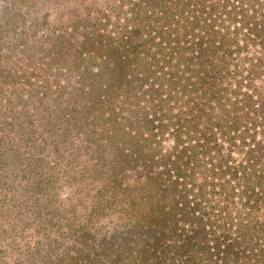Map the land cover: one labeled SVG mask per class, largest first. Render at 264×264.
I'll return each instance as SVG.
<instances>
[{
    "label": "rangeland",
    "instance_id": "1",
    "mask_svg": "<svg viewBox=\"0 0 264 264\" xmlns=\"http://www.w3.org/2000/svg\"><path fill=\"white\" fill-rule=\"evenodd\" d=\"M136 1L0 0V264H68V260L59 263L56 258L86 237L96 243L105 233L111 235V239L116 233L118 239H131L132 244L143 231L141 239L146 238L147 233H155L153 226L159 223L161 214L139 221L127 208V201L142 199L144 193L150 200L151 180L162 169L155 157L159 156V150L169 151L172 145L170 135L144 139L150 135L146 112L159 109L152 106L148 96L156 98L157 94L142 93L150 82L142 80L146 72L140 63L129 61L123 74L118 70L121 64H116L114 59L119 58V53L128 59L131 56L128 52L123 55L124 51L118 49L106 56L107 52L99 44L97 47L89 45L102 39L99 34L112 37L120 34L119 28L124 23L133 26L141 22L144 27L151 21L156 23L153 18L144 22L140 15L134 16L131 8L136 7L133 5ZM197 1L181 0L173 3L174 6L171 0L166 1V6H171L170 11L183 6L185 11L182 14L178 10L177 22H168L163 32L166 40L161 41L160 50L155 44L161 39L158 32L157 35H153L152 30L143 32L138 38L147 39L148 52H140L147 65L151 63L146 74L150 75L151 70L157 68L153 57L161 58L164 54L168 57L174 42L181 46L200 40L202 33L198 26L193 31L195 36L184 35L189 29L186 15L194 19L193 12H202L203 16L207 13L210 0L205 1L201 12V0ZM154 6L159 10L158 5ZM153 8L148 5L147 14L151 15ZM217 8L212 16L222 19L224 14ZM91 34L93 37L87 39ZM236 34L241 37L243 32ZM175 36L177 40L163 47L167 38ZM112 43L115 44V40ZM191 45L192 49H185L184 54H196L193 60H197L198 75L208 70V75L218 78L225 69L219 63L223 49H215L212 55L209 46L199 58L200 49L194 43ZM204 46L201 44V48ZM241 52L243 55L252 53L246 49ZM172 55L175 56L174 51ZM105 57L110 59L114 69L93 74L104 68ZM202 59L208 62L202 66L205 70H200L199 60ZM176 61L174 57L171 65L165 63L150 78H156L155 83H158L157 76L161 72H165V79L177 69L180 72L185 62L175 66ZM228 69H232L231 64ZM168 84L165 80L163 89ZM130 85L135 88L127 94L125 90ZM191 95L186 92L180 99L172 97L171 110H177L176 104L185 103ZM183 107L188 106L185 103ZM214 111L219 112V109ZM224 122L225 127L230 125L229 120ZM217 137L222 152H227L230 141ZM156 140L160 141V148L155 145ZM234 152L237 159L243 156L238 148ZM202 181L199 175L197 182ZM158 185L164 184L158 182ZM207 197L208 200L202 202L205 210L220 199L219 194L209 193ZM260 207L246 216L249 222L255 223L252 227L255 237L264 233L260 230L264 225V205ZM179 225H183L182 221ZM187 225L185 223V228ZM174 226L177 224L169 220L166 225L155 226L161 233L156 232L157 238L146 240L153 242L149 244L150 253L154 250L158 255L161 253L160 245L165 242L161 235H167L165 232ZM208 227L209 224L205 226ZM104 244L106 241L99 247ZM153 256L150 254L147 262L154 261Z\"/></svg>",
    "mask_w": 264,
    "mask_h": 264
},
{
    "label": "trees",
    "instance_id": "2",
    "mask_svg": "<svg viewBox=\"0 0 264 264\" xmlns=\"http://www.w3.org/2000/svg\"><path fill=\"white\" fill-rule=\"evenodd\" d=\"M166 1L134 2L136 7L131 8L134 16L140 15L144 22L153 18L156 23L152 24L151 21V24L147 23L145 27L141 22L133 23V26L124 23L119 28L120 34L112 37L102 33L99 34L102 39L88 44L92 47L99 44L107 52L106 56L118 49L124 51L123 55L128 52L131 55L128 59L123 57L122 53H119V58L114 59L116 64H121L119 67L115 66L121 74L123 68L128 67L129 61L132 60L140 63L143 66L141 69L148 73L151 63L147 65L145 58L140 56V52L149 50L145 45L147 39L138 38L143 32L150 33L152 30L153 35L158 32L161 39L155 44L160 50L161 41L166 40L163 32H166L168 22H177L179 19L175 16L178 10L182 14L185 11V6L169 10L174 6L173 3H179L181 0H171V6H166ZM205 1L207 0L199 1L202 5L198 8L200 12ZM197 2L194 0V3ZM221 2L210 0L204 16L202 12H193L194 19H189L192 15L184 17L190 23H187L189 29L184 31V35H194L195 26H198L202 33L200 40L181 46H178L176 41L171 45L168 57H165V54L161 58L153 57L157 68L151 70V74L159 68L162 69L165 63L171 65L174 57L177 60L173 64L175 66L185 62L180 72L177 69L166 79L165 72H161V75L157 76L158 83H155L156 78H150L151 74L144 73L142 79L144 82H150L142 93L157 94L156 98L148 96V100L153 103L152 106L159 108L154 109L152 113L146 112L145 120L149 123L147 128L150 135L144 139L170 135L172 145L169 151L158 149L160 154L155 158L160 161L162 169H159L151 180L152 185L150 184L148 193L150 200L146 199L144 193L141 195L142 199L128 200L127 208L142 222L150 215L160 213L156 227L166 225L167 220L177 224L165 232L167 235L160 234L165 240L160 245L161 253L158 255L155 250L150 253L149 244L153 242L146 241L150 237L155 238L156 232H159L152 225L155 233H147L146 238L141 239L143 231L140 240L134 238L132 244L131 239H118L116 233H113L112 239L111 235L105 233L96 243L86 237L81 239L80 245H72L73 255L70 253L73 249L67 248L64 254L56 258L57 262L68 260V264H264V233L255 237L256 231L252 230L255 223L246 218L253 210L264 205V0ZM148 5L150 8L154 7L151 15L146 12ZM154 5H158L159 10ZM217 6L220 8V14H224V18L219 16L222 19L212 16V11L218 9ZM238 31L243 32L241 37L236 34ZM88 36L87 39L93 37L92 34ZM150 38L152 40V37ZM114 40L115 44L112 43ZM174 40H177L176 36L173 39L167 38L163 47ZM193 43L200 49L197 53L199 58L206 53L205 49L209 46V53L212 55L215 49H223L222 62L219 63L225 69L221 70L218 78L207 74L208 70L202 67L204 63H208L204 59L199 60V63L200 70L205 71L202 76L198 75L199 69L195 68L197 60H193L196 54H184L185 49H192ZM201 44L205 46L201 48ZM242 49L252 53L243 55ZM173 51L175 56L172 55ZM103 61L104 68L101 67L99 72L96 70L93 74L98 75L114 69L109 58L105 57ZM230 64L232 69H228ZM214 67L215 64L212 65V68ZM193 76L195 79L191 80ZM163 79L169 82L166 89H163ZM128 87L125 92L130 94L135 86ZM186 92L193 94L191 99L185 101L188 107L184 108L185 103H181L176 104L177 110H171V98L177 96V99H180ZM215 108L219 109V112H215ZM226 119L230 122L227 127L224 126ZM217 136L222 140L226 137L230 141L227 152H222ZM155 145L160 148V141L156 140ZM236 148L243 153L239 159L234 156ZM153 149L156 152V148ZM199 175L202 176V182H197ZM158 182L164 185L160 186ZM142 188L145 189L143 184ZM158 190L162 193L159 194ZM209 193L219 194L220 199L210 205L209 210H205L202 202L208 200ZM210 214L213 215L212 218ZM204 216L206 219H203ZM180 221L183 224L181 227ZM185 223H188L189 229L185 228ZM207 224L210 225L208 229L205 228ZM176 229L182 232L179 233ZM260 230H264V225H261ZM97 238L98 236L95 237L96 240ZM104 241L106 244L99 247ZM150 254L154 255L155 259L151 263L147 262L150 261Z\"/></svg>",
    "mask_w": 264,
    "mask_h": 264
}]
</instances>
